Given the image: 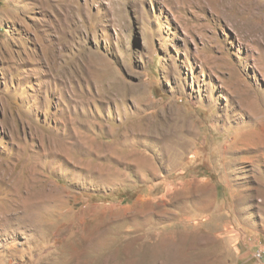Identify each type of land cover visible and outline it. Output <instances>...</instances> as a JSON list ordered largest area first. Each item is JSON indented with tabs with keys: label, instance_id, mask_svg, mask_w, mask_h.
Wrapping results in <instances>:
<instances>
[{
	"label": "rangeland",
	"instance_id": "obj_1",
	"mask_svg": "<svg viewBox=\"0 0 264 264\" xmlns=\"http://www.w3.org/2000/svg\"><path fill=\"white\" fill-rule=\"evenodd\" d=\"M262 192L264 0H0V264H232Z\"/></svg>",
	"mask_w": 264,
	"mask_h": 264
},
{
	"label": "crops",
	"instance_id": "obj_2",
	"mask_svg": "<svg viewBox=\"0 0 264 264\" xmlns=\"http://www.w3.org/2000/svg\"><path fill=\"white\" fill-rule=\"evenodd\" d=\"M262 210L260 215L264 217V192H262ZM245 235L234 241L235 250L232 254V264H264V224L249 222ZM237 246V247H236ZM261 251L260 257H256Z\"/></svg>",
	"mask_w": 264,
	"mask_h": 264
},
{
	"label": "bare ground",
	"instance_id": "obj_3",
	"mask_svg": "<svg viewBox=\"0 0 264 264\" xmlns=\"http://www.w3.org/2000/svg\"><path fill=\"white\" fill-rule=\"evenodd\" d=\"M152 249H153V248H152ZM152 249H151V250H152ZM164 250H165V249H164ZM157 252H158V251H157ZM161 252H162V250H161ZM154 254H155V253H154ZM156 254H157V253H156ZM158 255H159V254H158ZM161 257H162V256H161ZM165 257H166V256H165ZM171 258H172V257H171ZM141 259H142V258H141ZM148 259H149V258H148ZM165 261H166V260H165ZM167 261H168V260H167ZM134 262H135V261H134ZM164 263H165V262H164ZM133 264H134V263H133Z\"/></svg>",
	"mask_w": 264,
	"mask_h": 264
},
{
	"label": "built area",
	"instance_id": "obj_4",
	"mask_svg": "<svg viewBox=\"0 0 264 264\" xmlns=\"http://www.w3.org/2000/svg\"><path fill=\"white\" fill-rule=\"evenodd\" d=\"M260 253H261V251H259V252L257 253L256 257H260Z\"/></svg>",
	"mask_w": 264,
	"mask_h": 264
}]
</instances>
